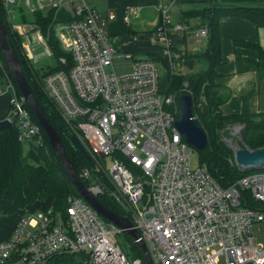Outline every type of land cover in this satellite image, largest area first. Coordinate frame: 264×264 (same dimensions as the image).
I'll list each match as a JSON object with an SVG mask.
<instances>
[{"label":"built area","instance_id":"built-area-1","mask_svg":"<svg viewBox=\"0 0 264 264\" xmlns=\"http://www.w3.org/2000/svg\"><path fill=\"white\" fill-rule=\"evenodd\" d=\"M1 1L6 24L31 62L54 54L51 30L60 48L70 53L68 68L47 66L41 74L70 134L92 161L80 169L79 178L95 197L109 194L113 202L125 200L129 209L124 216L138 231L152 264H219L221 257L223 264H264V247L254 237L255 225H264V168L246 169L249 173L222 187L204 166L192 167L190 144L176 126L180 96L160 88L151 58L135 61L129 71H115L106 18L89 0ZM16 6L29 8L30 15L64 7L74 18L59 19L54 12L43 30L34 21L13 22ZM123 20L128 23L127 14ZM171 29L185 32L188 26L173 21L163 9L156 33L167 48L172 47ZM196 33L206 35L207 30ZM38 49L43 51L37 54ZM120 57L129 59L131 54ZM59 60L66 63L65 58ZM0 70V98L8 97L4 119L15 128L19 142L44 148L43 129L32 119L1 56ZM235 130L232 127L231 133ZM225 140L231 145V138ZM236 148L232 146V152ZM108 155L113 158L103 171L114 189L110 193L98 178L103 167L96 160ZM229 162L236 165L234 153ZM121 232L81 196L70 195L64 213L49 207L22 214L0 242V264H47L59 254L81 255L85 264H144L142 257L130 258L111 238Z\"/></svg>","mask_w":264,"mask_h":264},{"label":"crops","instance_id":"crops-1","mask_svg":"<svg viewBox=\"0 0 264 264\" xmlns=\"http://www.w3.org/2000/svg\"><path fill=\"white\" fill-rule=\"evenodd\" d=\"M87 3L106 18L104 28L113 42V60L117 58L121 62L118 64L120 72L131 70L137 60L151 58L157 65L160 88L165 90L169 76H192L208 69L209 61L197 57L207 48L208 30L201 18L190 16L191 11L206 7L207 0H90ZM63 8L54 11L57 18L73 19L71 11L65 8L63 11ZM163 9L173 21L188 26L185 32L169 31L168 39L172 41L169 48L156 33ZM60 13L65 18L59 17ZM109 14L114 16L112 20L107 19ZM125 14L129 17L128 23L123 20ZM217 23L220 61L214 71L216 82L226 95L220 104V112L223 115H264V57L260 53L264 52V25L234 15H221ZM202 28L207 30L206 35L196 33ZM114 32L120 37H114ZM125 53L131 54V58L120 57ZM177 66L179 71L175 70ZM6 98L7 107L0 110V118L8 109ZM29 152L28 159L35 170L25 173L19 190L21 197L16 198L14 188L9 186L0 198V242L10 235L24 210L52 207L51 195L42 199L36 196L43 187L46 170L39 156Z\"/></svg>","mask_w":264,"mask_h":264},{"label":"trees","instance_id":"trees-1","mask_svg":"<svg viewBox=\"0 0 264 264\" xmlns=\"http://www.w3.org/2000/svg\"><path fill=\"white\" fill-rule=\"evenodd\" d=\"M245 0H207V5L204 8H197L194 11H191V17H199L202 19L203 24L206 26L208 30V44L207 48L201 54H198L197 57H203L209 61V67L207 70L202 71L200 73L193 74L192 76H171L170 82L168 84L167 89L164 91L169 92H176L177 98L181 95L187 93V91L183 89V83L187 82V86L189 85L192 91V98L194 103L200 101V97L202 96L207 103L209 102L210 105L207 103H202L203 108L194 105L192 111L198 110L201 116V123H196L199 127L203 129L207 137V144L206 146L198 151L199 152V160L200 164L204 166L210 175L214 178V180L222 187H227L228 185L234 183L239 178L243 177L249 170L240 169L236 165H231L229 159L233 157V152L230 148H228L220 139H213V136L210 133V129L206 126V118L209 116V122H212L214 129L224 127L227 123L238 122L244 124L243 128V137L244 142L247 143V146L251 150H259L264 149V115H223L220 112V104L225 100L226 95L221 93V85L216 82V73L214 71V67L220 61V38H219V30H218V19L221 15H234L246 18L257 25H264V5L261 4L257 7H250L243 2ZM249 2V1H248ZM0 18L5 26L7 35H8V43L14 49L15 53L18 56L20 61L23 73L28 80L34 97L45 117L51 123V125L56 129L59 133L61 142L63 145V140L66 141V144L73 150L74 154L80 161L81 165L76 166L70 160L66 149L64 147L65 153L71 163L72 168L74 169L75 173L79 177L80 169L83 166H88V162L81 156V154L72 146L70 142L71 134L65 133L60 125L59 120H62V116H55L54 113L50 110L48 105L45 101H43V95L37 92L34 88L31 80L30 75L27 76L26 68L24 67V60H23V51L21 45L19 46L18 39L14 37L6 24V18L4 15V10L2 3L0 2ZM2 6V7H1ZM21 7V6H18ZM24 10V9H22ZM21 10V11H22ZM54 10L48 8L45 11H38L33 15H30L29 20L26 18L24 22H35L37 25H40L43 28H46L50 25V21L52 18ZM54 32L51 31L49 35V41L51 43L50 47L57 56L60 55L62 52L60 46L56 38L54 39ZM56 40V41H55ZM261 57H264V52H260ZM0 56L3 60L5 65L6 72L8 76L11 78L13 83L17 88V92L19 94L20 91L12 78L8 66L1 54ZM32 65V64H31ZM34 74L37 76V79L40 83L42 82L43 75L41 71L34 70ZM0 77L3 79L4 73L0 70ZM3 83V82H2ZM175 83V84H173ZM181 88V89H180ZM177 89V90H176ZM53 101V100H52ZM54 103V101H53ZM55 104V103H54ZM25 106L31 113L32 119L37 122L35 117L33 116L30 108L25 103ZM213 106H215V110L211 111ZM211 107V108H210ZM7 112V111H6ZM5 115L0 118L4 119ZM260 118V120H259ZM259 120V121H257ZM63 121V120H62ZM196 122V121H195ZM38 123V122H37ZM261 126L260 135L253 133L252 131L257 130V126ZM211 126V130H212ZM43 131V130H42ZM256 132V131H255ZM43 139L45 141V149L47 148L50 152V156L47 157V154L44 152V149L41 147H35L33 144H29V150L35 152L39 158L40 163L45 168V177H44V184L40 192L36 195L37 197L45 198L48 195H51L53 198L52 208L55 211H59L64 213L67 207V202H65V197L67 193L70 195H77L80 196L75 187L72 185L69 178L66 176L64 170L62 169L60 163L55 157L54 152L52 151L47 137L43 131ZM22 142L17 140L16 130L15 128L11 129H2L0 130V198L3 195V192L9 186H12L15 190L16 198H20V188L23 183V178L25 173L27 172H34L35 167L29 162L28 158H23L22 156ZM53 159V160H52ZM50 160V163L48 161ZM33 166V167H32ZM82 181V180H81ZM82 183L86 186V182L82 181ZM68 195V196H70ZM67 196V197H68ZM99 200V198H98ZM100 201V200H99ZM102 204L103 202L100 201ZM66 203V204H65ZM113 212L124 216V210H116L115 208L109 207L103 204ZM102 218V217H101ZM104 220V218H102ZM108 222L107 220H104ZM128 246L132 250H125L123 251L130 257H141L140 250L137 246L134 245L133 240L129 237ZM83 258V257H82ZM69 261L75 264H85L83 259H81V255H74V254H59L52 259H50L47 264H54L57 262H64Z\"/></svg>","mask_w":264,"mask_h":264},{"label":"water","instance_id":"water-1","mask_svg":"<svg viewBox=\"0 0 264 264\" xmlns=\"http://www.w3.org/2000/svg\"><path fill=\"white\" fill-rule=\"evenodd\" d=\"M0 51L8 66L10 74L14 79L23 100L26 102L33 116L42 127L48 143L55 154L56 159L60 163L66 176L71 181L79 195L95 210V212L108 222L119 227L132 240L135 246L140 250L144 264H152L147 248L142 241L139 233L132 226L131 221L126 216H121L106 206H104L82 183L78 175L75 173L71 163L65 153L61 138L56 129L51 125L45 115L42 113L32 92L31 86L26 79L20 61L14 49L8 43V35L5 26L0 18ZM193 98L189 94L181 95L178 98V107L180 116L176 122L177 129L183 135L185 141L191 144L197 150H202L207 144V137L201 127H199L193 118ZM194 105L203 108L199 102ZM11 122L7 119L0 120V130L11 129ZM70 142L72 146L81 154V156L92 165L89 154L82 144L76 138L71 136ZM234 159L238 168L244 169H260L264 168V149L251 150L248 147H239L234 150Z\"/></svg>","mask_w":264,"mask_h":264},{"label":"rangeland","instance_id":"rangeland-1","mask_svg":"<svg viewBox=\"0 0 264 264\" xmlns=\"http://www.w3.org/2000/svg\"><path fill=\"white\" fill-rule=\"evenodd\" d=\"M0 2L2 3L1 0H0ZM243 3L246 4V5H248V6H250V7H252V8H254V7H257L258 8V6L261 5V4L264 5L263 2H256V1H250V0H245V2H243ZM23 7L22 6L21 7H17L16 6V9L14 11V13L15 12L16 13L13 14V18H14L13 22L25 23L24 20L26 18L29 20V18H30V12L28 11L29 8H26V7L23 8ZM22 9H25V10H22ZM3 10H4V7H3ZM62 10L64 11V8ZM4 15L6 16L5 10H4ZM59 17L65 18L64 15H62L61 13L59 14ZM43 30H46V28H44ZM51 31H53V30H51ZM44 32H46V31H44ZM113 34H114V37H120V35L115 34V32ZM14 37L18 39V43H19V46H20V44L22 43V41L19 40V38H18V36L16 34H14ZM111 38H112V36H111ZM54 39H55V37H54ZM110 42L113 45L112 39H110ZM49 43H51V42L49 41ZM47 50H48V48H47ZM61 50H62V52L60 53V55L57 56V59H56V56L54 54H52V55L43 54V55H41L38 58L37 61H32L31 62L28 57H26L24 54L22 55L23 60H24V67L27 69L26 70L27 76H29V75L31 76L30 77V80H31L34 88L37 90V92H39L40 94L43 95V99H44L43 101L46 102V104L48 105V107L54 113L55 116H57V115L58 116H61L60 115V112H59L58 108L56 107V105L53 103L52 99L50 98V96L48 94V91L44 87V84L43 83H40L38 81L37 76L34 74V71L32 70V67H33L34 70H37V71H42V69L47 68V66H50V67L63 66L65 68H68L70 66V53L66 49L63 50L61 48ZM39 51H43V50L38 49L36 51V53L37 54H40ZM59 58H62V59L65 58L66 63L64 61L63 62L62 61L61 62H58L57 60H59ZM118 64H121V62L118 61L117 58H115L113 60V67H114V69H115V71L117 73H120L121 67ZM175 70L176 71H179L178 66L176 67ZM169 78H170V76H169ZM2 82H3V79L0 77V85L1 86L4 85ZM173 84H175V83H173ZM182 86H183L184 91L185 90L186 91H189V93H186V94H189V95L192 96V91H191L189 85L187 87H185L184 86V83H183ZM169 93H172V92H169ZM173 93H174V95H177L176 92H173ZM220 94H222V91H221ZM199 99H200L199 103H201V102L204 103V104L207 103V100H205L202 96ZM6 102H7V98L6 97L0 98V110L2 109L4 111L6 109V107H7V105H5ZM193 105H194V102H193ZM207 105H210V103L208 102ZM214 110H215V106H213V108H212L211 111H214ZM192 112H193V116L195 117L194 120L196 121V123L197 122L198 123H201L200 112H198V110L192 111ZM179 114H180V112H179ZM62 120H59V125H60L61 129L65 133H70V131H69L70 129L66 125V122L64 121L63 118H62ZM259 120H260V118H259ZM259 120H257V121H259ZM204 122H206L205 125L208 126V128L210 129V133L213 136V139H219V140L221 139L222 142L228 148H230V147L232 148V146H234V147H237V146H239V147H248L247 146V143L244 142V137H243V134H244V132H243L244 124L238 123V122H232V123H227L224 127H220V128L214 129V126H213L212 122H209V116L206 118V120H204ZM211 126L213 128L212 130H211ZM232 127H236V130H235L236 133L235 134H232L231 133ZM257 128L258 129L255 130L256 132L255 131H252L253 133H255V135L258 134V133H260V130L259 129L261 128V126L259 125V126H257ZM258 135H260V134H258ZM225 138L226 139H228V138L230 139L231 138V145L225 140ZM63 145H64V147L66 149V152H67L70 160L72 161V163L74 165H76V166H78L79 164L81 165L80 161H78V158L74 154L73 150L66 144V141H64V140H63ZM41 148H43V147H41ZM43 149H44V152L46 151L45 153L47 154V157H49L50 156V152L48 151V149L47 148L46 149L43 148ZM190 149L192 150V153H193L192 154V157H191L192 167L202 166V164H200V160H199V152L198 151H200V150H197L191 144H190ZM28 154H30V152H29V143L28 142H24L22 144V156H23V158H25V157L28 158ZM112 158H113V155L97 156V158H96V160L99 161L100 162V165L103 167L102 170H101V172H99L98 178H99V180H101L103 182L105 188L107 189V192H109V193L111 191L114 192V189H113L111 183L109 182V180H108L105 172L109 168L110 163L112 161ZM48 163H50V160L48 161ZM34 165L36 166L37 164H34ZM103 169H104L105 172L103 171ZM68 195H70V193H67V195L65 197V202H67V196ZM96 197H97V199L99 198V200L102 201L103 204H105V205H107L109 207L115 208L116 210H128L129 209V207L126 204L125 200L122 199V198L119 199V201L113 202L112 199L110 198V195L109 194L108 195H106V194H104V195H97ZM27 212L28 213H30V212H36V210H30V209L24 210V212L21 213L20 216L22 214H24V213H27ZM104 220H106V219H104ZM104 222H106V221H104ZM254 237H255L256 243L264 247V225L263 224H257V225H255V227H254ZM111 238L114 239L120 245V247L122 249L124 248L125 250H132L130 248V246H128V243H127L130 240L129 239V236L124 231H122L120 234H116V235H113L112 234L111 235ZM223 263H224V260L221 257L219 259V264H223ZM54 264H75V263H71L69 261H64L62 263L61 262H57V263H54Z\"/></svg>","mask_w":264,"mask_h":264}]
</instances>
